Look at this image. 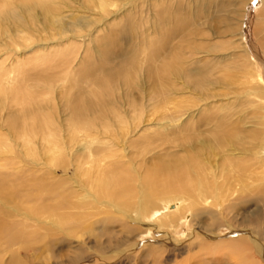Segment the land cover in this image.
Instances as JSON below:
<instances>
[{"label":"bare ground","instance_id":"1","mask_svg":"<svg viewBox=\"0 0 264 264\" xmlns=\"http://www.w3.org/2000/svg\"><path fill=\"white\" fill-rule=\"evenodd\" d=\"M258 2H246L245 26L250 23L252 9L260 4ZM138 5L144 7L148 15L145 21L140 20L144 22L143 30L134 33L131 29L137 22L133 19L124 21ZM181 11L179 0H21L10 12L0 14L3 22L0 47H4L0 57L13 51L12 46L25 45L33 39L47 42L56 37L55 45L63 46L60 42H69L79 36L71 33L100 25L102 20L106 26L117 21L128 25L122 30L127 35L118 34L126 39L123 47L108 50L110 45L103 43L96 63H86L76 74L79 81L88 77L90 96L94 99L81 95L80 87L72 89L70 80L68 85L72 93L64 96L67 122L34 119L31 123L30 132L36 137L45 131L60 132V135L56 140L42 143L44 151L41 152L37 151L38 144L31 142L30 163L41 164L52 173L57 167L72 165L79 174L91 178L93 188L100 187L92 196L93 202H104L120 213L132 212L138 201L147 208L154 204L152 199L159 200L161 207L153 216L159 229L166 233L173 228V222L184 217L178 216L172 221L173 216L188 210L191 218L187 230L192 238L203 237L201 247L209 253L210 259H219L220 264H264L263 234L253 241L246 236L247 228H232V222L224 219L229 224L231 236L209 244L215 239L214 228H206L202 221L210 213H218L224 218L229 207L243 203V200H264V59L256 54L253 63L248 62L254 66V74L248 78L243 74V68L223 62L222 56L212 61L210 56H218L219 48L207 47L199 41L203 31L192 27L193 18H179ZM257 12L264 13V7ZM198 14L201 15L199 11ZM68 33L70 35H66ZM39 46L42 51L48 50L46 43ZM241 51L245 52V48L241 47ZM111 58H117L118 63L107 66V60ZM231 65L238 71L229 74ZM66 67L60 57L52 59L46 70L36 76L37 83L49 87L58 86L62 81V85H66L67 78L56 77ZM95 68L101 71L100 76L93 73ZM217 86L228 88L226 98ZM229 94L236 100L241 94L246 99L234 107L237 103ZM250 94L259 100L248 99L246 95ZM12 96L0 90V111L7 106L13 107ZM8 120V126L14 127L15 117ZM139 123L151 133H145L143 129L139 143L132 144L137 149V158H142L138 164L133 162L137 165L131 169L129 163L125 165L119 160L122 156L117 153L123 150L131 127ZM151 126L156 127L149 129ZM158 140L160 144L155 146ZM169 145L176 150L169 151ZM7 177L0 175V239L5 237L7 245L12 246L23 234L19 230L15 232L14 214L5 205L15 198V192L7 187ZM78 183L79 186L88 185L87 181ZM145 183H151L155 190L141 188ZM38 188L50 193L44 184ZM207 199L209 207H199ZM41 200V206L31 209L36 221H55L56 227L46 226L47 234L54 236L72 226L84 229L85 218L73 210H79L87 203L72 202L63 190L57 194L59 203L55 205L47 198ZM186 200L190 201L189 205ZM91 214L98 215L96 211ZM104 214L107 215L100 220L103 223L112 222L111 215H116ZM127 217L131 218L130 215ZM118 221L124 223L123 218ZM28 251L30 247L24 250ZM14 252L7 264H17Z\"/></svg>","mask_w":264,"mask_h":264},{"label":"rangeland","instance_id":"2","mask_svg":"<svg viewBox=\"0 0 264 264\" xmlns=\"http://www.w3.org/2000/svg\"><path fill=\"white\" fill-rule=\"evenodd\" d=\"M20 1L0 0V14L10 12L13 5L20 3ZM179 1L182 7L179 18H193L192 27H197L204 33L199 41L206 43L207 47L219 48V51L216 52L218 56H210L212 61L222 56L223 62H230L232 65L234 63V66L237 64L240 69L243 68L245 77L248 78L254 74V66L253 64L249 65L248 62L253 63L256 54L261 55V58L264 59V13L259 14L257 12L258 9L264 7L261 0L258 2L260 4L252 9V17L247 26H245V15H247L246 2L248 0ZM136 8L128 13L124 21L131 22L133 19L137 22L136 27L131 29L134 33L143 30L144 22L140 20L145 21L148 15L144 7L138 5ZM198 11L201 15L198 14ZM1 22L0 25L3 24ZM124 28H128V25L117 21L113 25L106 26L105 21L102 20L100 25L88 26L85 29L81 28L78 32L71 33V35L78 34L79 36L76 35V38L69 42H60L63 46L55 45L56 37H52V40L47 42L33 39L25 45H14V48L12 46L13 51L0 57V64L4 66L3 69L0 65V90L9 96L13 95L12 102L14 104L13 107L7 106L0 111L2 117H0V175L8 176L6 179L7 187L9 186L8 188L15 192L14 200L5 205L8 211L14 214L12 216L15 220V232L19 230L24 235L18 238L19 241L12 246L7 245L5 237L0 239L1 264L10 262V255L14 251L17 264H220L219 259H210L209 253L201 247L202 242L200 240H203V237L200 235L201 238L199 239L192 238L193 235L188 232L187 224L191 218L190 211L187 210L184 214V210H181L175 214L172 221L178 216L184 217L177 219L176 223L173 222V228L166 233V231L159 229L157 220L153 216L156 215L155 211L161 207L159 200L157 202L152 199L155 205L152 204L147 208H144L138 201L135 203L132 212L120 213L104 202L98 204L97 201L93 202L92 196L100 187L95 186L93 188L91 178L79 174L72 165L66 168L57 167L52 173L50 169L43 168L41 164L39 166L30 163L32 160L31 142L38 144L39 146L36 145L37 151L41 152L44 151L41 147L42 143L45 144V141L47 142L49 139L56 140L60 135V132L45 131L43 135L40 133V137L37 136L39 137L37 138L33 132H30L31 123L35 122L34 119L51 120L55 123L57 121L67 122L64 96L72 93L68 85L70 80L72 89L80 87L81 95L94 99L93 95L90 96L91 85L88 84V77L79 81L76 74L85 67L86 63H96L100 57L98 50L103 43L110 45L111 48L108 50L123 47L126 44V39L118 36V34L127 35V32H122ZM259 28L262 29L259 31ZM128 34L131 35L129 32ZM66 35H70V33ZM241 35L242 39H240ZM133 41L136 40L133 39ZM45 43L48 50L42 51V46L39 45L44 44L45 46ZM240 46L245 48V52L241 51ZM2 49L4 47H0V53L3 51ZM59 57L67 67L57 73L56 77L62 78V80L67 78L66 85L65 83L62 85V81L58 83V86L49 87L44 86V83H37L36 76L41 75L46 70L52 59ZM115 63H118L117 58H111V60H107L106 65L113 66ZM232 65L228 71L229 74L238 71L237 68H232ZM93 73L95 76L102 74L99 70L93 71ZM218 88V91L223 93L226 98L225 92L228 91V88ZM228 96L237 103L236 105L233 104L234 107L246 99L242 94L241 98L237 100L230 94ZM246 96L248 99L259 100L256 95ZM26 109H29L27 110L29 112H25ZM145 112L148 110L146 109ZM262 113L264 116V111ZM145 116L144 113L143 119ZM10 117H15L14 127L8 126V118L10 119ZM154 127L156 126L149 129H154ZM143 129L146 130V127L142 123L131 127V132L126 135L124 140L123 150L120 149L117 153L118 156H122V159H118L125 165L129 163L131 169L135 168V165L141 161L139 158H142V156L137 158L135 154L137 149L132 144L139 143ZM146 132L151 133V130H146ZM170 132L168 131L167 134L171 135ZM111 136L115 139L112 134ZM157 143L160 144V140L154 145L156 146ZM168 147L170 148L169 151L176 150L171 145ZM158 150L155 149L154 151L158 152ZM161 151L164 152V150ZM151 154H147V156ZM133 162L137 164H132ZM129 171L131 170L129 169ZM131 172L134 173L135 171ZM98 176L99 174L95 179ZM81 181H87L88 185L79 186L78 182ZM40 184L49 188L50 193L41 192L38 188ZM141 188H146L147 191L155 190L151 183H145ZM62 190L63 193L69 194L72 202L87 203V206L73 210V212L82 214L87 223L83 225L84 229L76 226L68 227L69 229L64 227L65 232H58L51 236L47 234L45 229L46 226L56 227L55 221L50 219L36 221L33 219L34 215L31 208L41 206L42 198H47L51 205L59 203L57 202V194ZM137 190L139 191V189ZM87 192H91L92 195ZM154 197L152 196V198ZM207 200L202 201V206L199 207H209L210 201ZM244 201L229 207L224 218L220 217L218 213H210L202 219L206 223V228H214L215 239L210 240L209 244L231 236L226 219L232 222V228L234 226H238L240 229L247 228L249 231L246 236L249 239L253 238V241L258 240L261 234L264 235V200ZM186 203L189 205L190 201L186 200ZM92 206L94 207L92 208ZM95 211L98 215L93 216L91 212ZM104 212H108L109 215L116 214L115 216L111 215L114 218L112 222L103 223L100 221L107 215ZM128 215H130V219L127 217ZM120 218L124 219V226L118 221ZM197 221L193 224L199 223L200 218ZM126 225H129L132 230L129 231ZM209 231L212 232V230ZM29 247L30 251L24 252ZM198 260L200 262H197Z\"/></svg>","mask_w":264,"mask_h":264}]
</instances>
